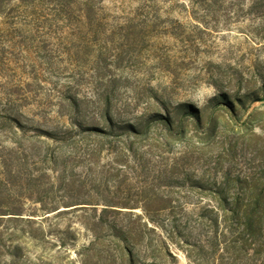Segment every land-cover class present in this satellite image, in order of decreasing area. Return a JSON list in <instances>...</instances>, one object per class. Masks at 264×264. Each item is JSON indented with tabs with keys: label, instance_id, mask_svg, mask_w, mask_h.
<instances>
[{
	"label": "trees",
	"instance_id": "obj_1",
	"mask_svg": "<svg viewBox=\"0 0 264 264\" xmlns=\"http://www.w3.org/2000/svg\"><path fill=\"white\" fill-rule=\"evenodd\" d=\"M101 1L0 0V134L7 138V143L0 144V255L9 258L3 264H17L28 246L41 239L40 227H34L37 222L29 216L54 210L47 207L52 187L44 185V179H51L49 173L59 160L57 151L66 144L72 145L73 158L84 172L99 168L103 174L99 163L105 157L114 158L123 168L133 163L149 170L150 161L158 164L157 183L143 190V202L122 206L140 208L141 213L113 209L121 206L103 201L96 227L91 228L107 230L105 236L114 240L118 253L117 264H164L174 258L163 234L178 244L192 264H264V166L236 176L229 169H219V164L213 176L184 170V159L195 149L225 140V154L232 148L231 132L242 138L248 131L258 135L251 119L242 125L243 131H235L244 102L236 99L237 106L222 94L209 99L203 109L161 101L159 109L134 115L111 111L109 96L60 95L59 107L51 113L20 108L34 100L30 93L38 85V58L49 59L54 51L50 34H73L78 49H87L90 34L103 24ZM28 66L30 71L25 69ZM257 100H264V94ZM88 103L98 105L91 109ZM37 118L50 127L33 124ZM28 130L34 138L58 146L53 152L48 143L45 148L36 146L32 137L27 140ZM179 144L181 151L163 162ZM28 203L40 207L30 208ZM110 211L124 214L125 219L120 223L105 220ZM94 237L102 238L98 233ZM106 260L112 259L108 255Z\"/></svg>",
	"mask_w": 264,
	"mask_h": 264
},
{
	"label": "rangeland",
	"instance_id": "obj_2",
	"mask_svg": "<svg viewBox=\"0 0 264 264\" xmlns=\"http://www.w3.org/2000/svg\"><path fill=\"white\" fill-rule=\"evenodd\" d=\"M101 6L102 26L95 33H82H91L87 49H78L79 41L73 34H50L48 41L54 51L49 59L38 58L35 69L40 81L30 93L34 100L20 108L51 113L58 109L60 95L81 99L99 95L110 97L113 112L140 115L159 109L161 101L169 106L189 103L203 109L209 99L222 94L237 106L238 101L244 102L235 131H243L242 125L251 119L258 135L248 131L242 138L231 132L232 148L225 154V140L195 149L184 159V170L205 176L215 174L216 164L222 171L229 169L232 176L260 170L264 166V128L258 125H264V100L257 99L264 94V0H102ZM25 69L30 71V66ZM97 105L88 103L87 107ZM33 124L50 127L40 118ZM3 135L0 144L7 143ZM27 136L36 146L45 148L48 143L52 152L58 146L34 138L31 130ZM181 149V144L175 145L163 162H169L168 157ZM57 156L58 164L49 173L51 179H44V185L52 187L47 207L54 210H38L36 216H29L37 222L34 227H40L41 239L28 246L17 264L119 263L114 240L105 236L107 230L94 232L91 228L96 227L103 201L121 206L113 209L141 213L140 208L122 206L143 202V190L157 183L154 169L158 164L150 161L149 170L133 163L123 168L114 158L105 157L99 163L104 166L100 174L99 168L84 172V166L74 160L70 144L58 149ZM124 216L111 211L104 215L105 220L118 223ZM94 233L102 238L94 240ZM163 237L174 256L164 264H192L176 242L166 234ZM108 255L111 261L106 260ZM5 259L8 256L0 255V264Z\"/></svg>",
	"mask_w": 264,
	"mask_h": 264
}]
</instances>
